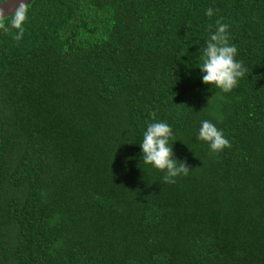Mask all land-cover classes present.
Segmentation results:
<instances>
[{
    "label": "trees",
    "instance_id": "trees-1",
    "mask_svg": "<svg viewBox=\"0 0 264 264\" xmlns=\"http://www.w3.org/2000/svg\"><path fill=\"white\" fill-rule=\"evenodd\" d=\"M25 15L19 40L0 20V264H264V0H31ZM217 20L246 69L227 92L196 67ZM202 119L222 150L197 139ZM154 120L189 168L174 183L140 161Z\"/></svg>",
    "mask_w": 264,
    "mask_h": 264
},
{
    "label": "clouds",
    "instance_id": "clouds-1",
    "mask_svg": "<svg viewBox=\"0 0 264 264\" xmlns=\"http://www.w3.org/2000/svg\"><path fill=\"white\" fill-rule=\"evenodd\" d=\"M205 14L211 16L213 9L207 8ZM25 19V3L23 0H19L10 19L11 27L16 29L14 38L17 40L21 39L24 34ZM227 28L226 23L216 21V28L210 32L206 46L197 60L196 67L200 69V79L205 85L210 86L209 91L213 88L224 92L231 90L246 71L242 61L236 58V45L229 43ZM173 135L169 123L163 120H154L146 124L142 140L139 143L140 161L143 160L145 164L162 170L163 180L168 183H174L177 176L186 174L189 170L183 161H179L173 156V143H169ZM197 139L205 141L213 152L222 150L229 143L223 130L209 119L200 121ZM127 159L130 158H126V162ZM178 161L179 163H177Z\"/></svg>",
    "mask_w": 264,
    "mask_h": 264
},
{
    "label": "water",
    "instance_id": "water-1",
    "mask_svg": "<svg viewBox=\"0 0 264 264\" xmlns=\"http://www.w3.org/2000/svg\"><path fill=\"white\" fill-rule=\"evenodd\" d=\"M31 0H23L25 6L30 3ZM19 0H5L0 3V20L4 17L12 15L16 7L18 6Z\"/></svg>",
    "mask_w": 264,
    "mask_h": 264
}]
</instances>
